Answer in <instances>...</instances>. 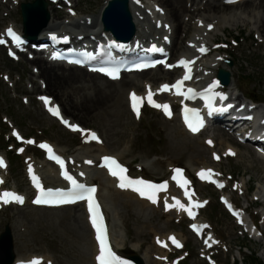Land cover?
Wrapping results in <instances>:
<instances>
[{
    "label": "rangeland",
    "instance_id": "1",
    "mask_svg": "<svg viewBox=\"0 0 264 264\" xmlns=\"http://www.w3.org/2000/svg\"><path fill=\"white\" fill-rule=\"evenodd\" d=\"M31 1L17 0L15 5L13 1L0 0V34L9 25L22 31L19 4ZM75 1L76 12L78 15L81 14L82 19L83 16L92 18L98 15L105 2V0ZM71 2L74 4V0ZM63 9L65 10V7ZM64 10L55 11L64 18L66 12ZM58 20L56 18V21ZM185 35L187 36V33ZM259 37L261 38L259 31L250 30L246 25L236 29L228 27L219 33L214 44L215 49H219L222 56H227L233 61L232 75L236 93L263 102L264 105V40L261 38V42ZM180 38L182 39V36ZM185 40L184 38L183 41ZM175 53L173 52L172 55ZM35 67L27 60L26 55L20 60L10 59L6 48L0 46V152L9 160V167L4 172L8 188H15L30 195L27 176L29 167L38 169L45 178L46 186L52 184L46 182L48 176L44 170L48 169L49 165L44 162L43 153L38 148V143L42 141L54 144L58 150L62 149L72 170L82 163V160L72 161L78 152H84L85 158L93 157L96 165L99 164L100 153L112 155L121 152V161L127 169V174L150 182L165 181L173 174V168L184 167L194 183L198 199L208 200V206L201 211L200 216L209 223L219 241L217 247L209 250L217 263L248 264L247 260L255 258L264 264L263 243L251 240L226 213L218 202L219 191L217 192L211 185L200 184L192 175L193 169L201 165L204 167L211 165L221 172L228 181L225 192L230 194L232 201L238 206L250 205L249 215L264 234V217H261L258 210L261 201L254 195L258 186L264 187V171L254 158L252 150L244 147L245 145L234 144L227 134L224 137L216 131L209 130L197 137L187 136L179 124L174 108V117L171 119L167 116L165 118L161 111L151 107L147 102H143L145 106L140 110L139 115L132 113L129 109V93L132 90L139 93L143 89H135L130 85L122 86V81L107 84V81L99 79L106 87L114 90L113 96H110L104 107L90 105L87 106V111L71 109L62 102L66 93H72L79 103L82 94L86 97L92 96L94 99L97 96V94L93 95L96 89L86 81L82 80L81 84L79 80L75 84L70 82L56 85L57 91L50 88L41 90L37 88L36 82L42 81V76L39 79L32 78ZM172 75V73L163 76L159 74L155 79H149L147 75L123 77L139 78V82L153 81L156 86L162 81L171 80ZM41 94L51 96L62 108L65 116L82 126L84 131H73L50 117L38 100ZM13 127L19 131L27 144L13 139L11 136ZM90 132L96 133L99 143L96 140L85 141ZM213 135L215 141L209 145L212 147L210 148L203 143V140ZM28 141H33L34 145H28ZM229 146L236 148L238 155L222 156L229 154ZM213 152L219 155V161L212 160ZM144 162L151 164L150 170L140 166ZM97 174L100 176L94 179V184L98 185L99 193L112 194L110 205L112 211L105 212L109 222H112L113 217L117 219V229L119 234L121 233L118 241L122 243L117 249L124 255L145 256L147 262L144 261V264H167L173 259H180L179 264L211 262L208 253H203L201 240L196 239L188 231L187 220L180 219L172 211L165 213L159 201V204L154 206L151 203L137 202L132 197L124 198L123 194L111 190L112 186L106 188L107 181L103 180V170H99L95 175ZM236 185L240 186V190H234ZM29 200L30 198L24 206H5L0 209V235L6 232L7 227L12 240L13 259L40 256L46 259L43 264H94L91 249L94 244L82 205L78 207L82 209L77 212L80 217L76 221L71 216L74 211L69 212L65 208L36 209L31 206ZM169 233L183 239L185 244L182 250L170 248L161 251L156 247L157 238ZM164 255L166 256L164 261L158 260Z\"/></svg>",
    "mask_w": 264,
    "mask_h": 264
},
{
    "label": "bare ground",
    "instance_id": "2",
    "mask_svg": "<svg viewBox=\"0 0 264 264\" xmlns=\"http://www.w3.org/2000/svg\"><path fill=\"white\" fill-rule=\"evenodd\" d=\"M47 1L49 2L47 11L50 16V19L47 25L39 32L38 36H41V35L46 36V35L60 34V33L61 34L76 33V35L82 36L81 40H83L85 43H90L93 41V38L96 39V38H101L102 35H108L106 34V32L102 30V26H101L100 13H101L102 8L100 9V12L98 15L92 18H90L89 16H83V19H82L81 14L78 15V13H76L75 7H77L76 6L77 2L74 0V4H73L71 0H69L70 6H68V8L66 9V12L63 18V17H60L56 12L62 6V3L57 0H47ZM51 1L53 4H50ZM129 12L131 14L132 21L135 25V32H134L132 42L137 39H142V42H143L142 47L149 48L151 47L150 44L155 41H159L163 43H167L168 41H170V43H168V53H171L172 51L176 53L174 55H171L173 59L171 60V62H167L166 64L169 63L172 65L177 59H180V58H185L188 61H191V60L194 61V64L192 66H189L193 74L192 80L189 84L195 87L209 88V86L214 83L213 81H214L215 74H216L215 71L219 68H224L231 75L230 84L227 87V89H229L231 92L230 94H228V92L224 94L225 96L228 95L226 99L227 102L235 101L236 99L242 100L245 98L244 95L242 96L237 95L236 98H232L233 92L236 91V86L234 84L233 75H232V69L228 68L224 64V61L226 60V58L222 56V54L219 51L213 52L212 50L214 47V41L216 37L219 35L220 32H223V30L227 29L228 27H231L232 29H236L239 26L246 25L250 30L259 31L261 38L264 40V0H242V1L232 0V2H229V0H145V1L129 0ZM56 18H58L59 20L56 21ZM88 18H90V20H88ZM166 25L168 27H165ZM209 25H211L212 27L210 28ZM186 33L188 37L185 35ZM181 36H182V39L180 38ZM184 38L186 39L185 41H183ZM2 39L3 37L0 36V40ZM146 41H150V42H148L147 44L145 43ZM201 48L207 49L208 53L207 54L201 53V50H200ZM47 56L48 55L44 56L42 52H38L36 53L35 58L29 60L31 63H33V67L34 65L36 66L35 69H33L32 71V76H33L32 78L38 77L35 79H39L41 76L43 78V79L41 78L42 81L36 82L38 84L37 88L41 90L50 88L54 91H57L56 85H59L60 83L64 84V83L71 82L75 84V82L80 80V83H81V81L83 80V81L90 83L92 87L96 89V92L93 95L97 94V96L94 99L92 98V96L86 97L85 94H82L80 95L79 103L76 101L75 96H73L72 93H66V96H64V99L62 102H64L66 107L69 106V108L71 109L74 108L80 111H87L86 110L87 106H90V105L92 106L99 105L103 107L105 106L106 101L113 96L114 90L113 88L109 89L108 87H106V85L102 83V81L100 82L99 79H102L103 81H107V84L108 83L115 84L116 82L122 81V86L130 85V86H133L135 89H143L142 92L138 93V91L133 90L129 94L131 102H132V93H135L138 97L143 98L142 102L140 103V108L142 107L143 102H147L151 106H154L152 103L148 102L147 94H148L149 89H151L153 93L152 99L155 101V103L160 104V105H167L169 107L171 115H168L167 112L162 107L154 106L156 108H159L164 114H166L168 119H171L173 117V114L171 111L173 105L179 102L180 100V98L173 97L172 95H166L167 99L163 102L155 100L156 96L164 95L160 90V87L166 83L164 81L160 82L159 84L155 86L153 81L139 82V78L128 79V78L123 77V76H128V75L130 76L131 75H147L149 79H155L157 75L159 74L160 76H163L164 74L169 75V73H173L174 75L175 73L174 76L172 75V79H171V80H174L182 76L183 72L180 68L172 67L171 71H168L167 69L159 66L154 69L147 70L141 73L124 74L119 79V81H108L107 79L100 77L96 74L88 73L81 68L65 66L63 63H51L49 59L47 58ZM156 71L157 73H155ZM32 78H29V79L31 80ZM219 89L220 87L216 84V87L213 88L212 90L217 92ZM115 90L117 89L115 88ZM44 97L46 96H43L42 98L41 97L40 98H41L42 105L45 107L46 104L43 101ZM221 100L222 98L219 95V101ZM55 102L56 101L52 98L48 106L53 107L55 105ZM87 103L89 104L87 105ZM259 107L261 109H264L263 106H259ZM262 117H264V114L262 115ZM65 118H69V117L65 116ZM73 122L74 120H70L68 122V126L74 125ZM215 131L220 132L219 130L217 131L216 128H213L212 132H215ZM184 133L187 136L193 137L186 132ZM222 134L224 133L222 132ZM234 135L228 136L230 141H232L236 145L238 144L243 145L239 143V138ZM213 138H214V135L212 136V138H209V141H211V143H209L208 141L209 145L213 143L214 141ZM244 147L249 148L247 145H245ZM228 148H229L228 153L231 156L232 155L235 156V154L238 155L237 154L238 151L236 148H233L230 146ZM101 149H100V152H101ZM61 150H59L60 153H63ZM83 154L84 152L83 153L78 152L74 156L75 160L77 161L83 160V159H85L86 161L85 165L84 166L82 165V167H79L77 171L75 172L78 175V177L81 179V181L86 182L88 184H93L94 179H96L97 176H100L98 174L97 175L95 174L99 172V170H101L100 169L101 166L93 167L94 165L93 157L88 156L85 158ZM107 155H111V153L110 154L100 153L99 154L100 160L103 156H107ZM254 155H255L254 158L260 164L262 171H264V160H262L256 153H254ZM115 156L121 160L122 153L118 152L115 154ZM89 161H91V163H89ZM45 163L49 165L48 169L44 170L49 180V181L46 180V182H52L50 187H58L59 186L58 183L61 180H60V177L57 171L54 169L55 167L50 162L46 161ZM140 166H142V168L150 170L151 164L149 165L147 162H144V163H141ZM200 168H205V167L202 166ZM2 171L3 170H1L0 172V179L4 181L5 176L2 173ZM44 171L42 173H44ZM33 172L35 173L37 177H39L42 183L45 182V178L41 177L40 174L37 173L35 169H32V172L30 171L28 172L31 180L33 179L32 178ZM82 173L83 175H81ZM103 173H104L103 180L107 181V184H105L106 188L108 186H112L114 189L111 188V190L115 191L116 193L123 194L124 198L132 197L134 200H137V202H142L143 204L151 203L154 206H157L159 203L158 201H161L165 208H167L168 210L172 212H175L178 216H180V214L182 213V210L184 209H181L178 206H176L177 199L181 201V203L185 204L187 207H191L192 210L197 209V207H195L193 204V202L195 201H192V199H194L192 194H191V199L189 197L184 199V197L176 194L177 190L174 191L171 189L172 181L175 183H179L174 178L172 179L167 178L166 181L158 184V185L165 184L166 182L167 186L166 188L160 190L157 193V200L156 202H153L146 196H141L138 192H136L132 188H126V189L120 188L119 187L120 182H119L118 177H113V176L108 175V173H106L104 169H103ZM198 174L200 173L198 172ZM32 188L34 187L32 186ZM32 188L30 187V189ZM10 192H15L21 195L24 198L23 204L26 202L27 196H25L24 194L18 193L15 189L10 190ZM100 192H102V189ZM97 194H98V198L100 202L102 203L104 212L105 211L107 212V210L109 211L111 209L110 205L112 204L111 199H113L112 194L111 193H99V188H98ZM254 195L257 196L258 199H260L261 201V206H260L261 216L264 217V187L258 186L257 190H255L254 192ZM14 203H19V202H16L14 200ZM7 204H10V203H5L2 200H0V206L7 205ZM167 205H172V207H168ZM79 206L80 204H76L73 206L53 208V209L51 208H39V209L55 210V209L65 208L69 212L74 211V214H71V216L77 221V219H79L80 217V214L78 215L77 212L80 209H82V208L79 209L78 208ZM230 210L239 218L238 220L244 219V226L248 230L249 234L253 237V239L255 241L256 240L261 241V238L259 239L257 238V233L259 232V229L252 226L254 225V223L252 221L249 222L246 215L242 216V214L244 213V210L240 211L234 208H230ZM237 213H239V215H237ZM85 216L87 217L86 212H85ZM117 225H118L117 219L116 217H113L112 222H110V236H111V239L113 241L115 248H119L120 244H122L119 242L120 241L119 237H121L120 235L121 233L119 234ZM79 228L83 229V227L81 226H79ZM166 236L163 238H159V237L157 238V242L158 243L162 242L165 245V247L167 246L166 242L164 241L166 239ZM93 244L91 248L93 251L92 261H94V264H98L97 256L99 255V253L96 248L95 241H93ZM8 254L9 253L7 250L6 239H4L1 236L0 237V264H3L7 261ZM29 257L27 256L26 258L18 257V259H20L19 261L21 262H30L38 258V257H31V256ZM41 258L45 260V258L43 257ZM162 258L163 256H160L158 260H161ZM140 259L142 260L143 263L144 261L147 262L145 256L141 257Z\"/></svg>",
    "mask_w": 264,
    "mask_h": 264
},
{
    "label": "snow or ice",
    "instance_id": "3",
    "mask_svg": "<svg viewBox=\"0 0 264 264\" xmlns=\"http://www.w3.org/2000/svg\"><path fill=\"white\" fill-rule=\"evenodd\" d=\"M229 2H232V0H229ZM211 28L212 26L209 25ZM8 34L13 38V40L17 43H21L20 37L14 32L13 29L9 28ZM66 39V38H65ZM0 43H4L3 40H0ZM119 46V45H117ZM202 52L206 51L207 49L201 48ZM152 51H163L162 48H156L155 46L152 48ZM89 59H94V57L89 56ZM82 62V61H78ZM180 64L184 65L185 67H188L189 61L187 60H181L179 61ZM150 65L148 64H140L136 65V67H148ZM169 67H172V65H169ZM100 71L107 72L109 75L116 76L119 72L118 68L108 69V68H101ZM188 76H185L184 79H188ZM218 82H214L212 85L209 86L208 89H206L203 93H197L194 89H188L187 93L181 92V87L183 84V80L177 81L175 85H163V89H169L170 87L176 88L177 92L180 94L188 95L190 98L195 99L197 95H203L204 99L208 102V107L213 111H225V108L216 109L213 105V97L215 95H220L222 99H227V97L224 94H217L212 92V89L216 87V84ZM148 102L152 103L156 107H162L168 115H171V112L169 110V107L167 105H160L156 104L155 101L152 99L153 93L151 89L148 91ZM46 102H48V98H43ZM143 98L138 97L135 93H132V102H133V108L136 110L137 115H139V109H140V103L142 102ZM228 107H232V105H228ZM54 115L60 116V112L58 107H54L50 109ZM185 121L188 125V127L193 131H199V129L203 126V119L200 116L198 109H191L187 106L185 107ZM64 123L68 124V121L65 120ZM73 128H78V126L75 125H69ZM19 135V134H17ZM93 138L98 139L96 137L95 133L91 134ZM32 143L33 141H29ZM211 143V141H209ZM41 147L47 149L49 156L51 159H54L57 163L60 164L61 168L64 169L63 175L65 178L69 181H71V190L65 191L63 189H45L43 185L40 183L39 177L35 175V173H32L33 182L35 183L36 187L40 191V195L36 198L35 203L37 204H64V203H72L78 200H86L88 204V210L91 213V221L92 224L96 230V238L99 241V255L97 256V260L99 261V264H127L126 261L122 260L119 256L116 255V253L112 250V248L109 245V240L107 236V230L104 225L103 216L100 212V206L95 198V192L96 188L94 186H88L86 184L80 183L77 181L75 177L69 174L67 169L65 168V161L58 155L55 154L52 147L48 144H41ZM22 151V149H21ZM234 154V153H233ZM104 161L106 166L108 167L111 175L119 178V186L121 188H132L136 192H138L141 196H146L153 202H156L157 200V193L166 188L167 184H154L150 181L144 180V179H132L128 175H126L127 169L119 163V161L110 156L104 157ZM91 163V161H89ZM0 166L4 165L3 158H0ZM29 171L32 172L31 167H29ZM177 175L173 178L176 179L178 182L181 183L182 186L188 185L190 182L184 178L181 175L182 170L176 169L175 170ZM83 175V173L81 174ZM211 175V170H202L200 172V176L202 179H209ZM0 183H3L2 180H0ZM219 184V182L217 181ZM219 186L223 187L222 184H219ZM185 194L189 195V198L191 199V195L188 193L187 188H185ZM0 200H2L5 203L11 202L12 200H15L16 202L23 203L24 198L15 193L10 191H5L2 194H0ZM227 203V202H226ZM195 207H199L198 202H193ZM168 207H172V205H167ZM176 206H178L181 209H185L187 206L178 199L176 200ZM231 208V205H229ZM188 214L190 216L194 215V212L192 211L191 207H187ZM239 215V213H237ZM193 228H196L197 231H199V226L193 225ZM174 243L179 245V241L175 239V237H171ZM29 264H41L40 258H36L33 261H30Z\"/></svg>",
    "mask_w": 264,
    "mask_h": 264
},
{
    "label": "water",
    "instance_id": "4",
    "mask_svg": "<svg viewBox=\"0 0 264 264\" xmlns=\"http://www.w3.org/2000/svg\"><path fill=\"white\" fill-rule=\"evenodd\" d=\"M127 0H109L102 12V23L105 30L111 31L119 40H129L134 33V25L132 23L131 15L128 10ZM23 33L26 37L35 36L37 32H32V27L39 30L44 28L49 20L47 12V3L45 0H33L32 2L22 3L20 5ZM126 32L127 34H124ZM218 77L223 84H227L229 74L224 70H219ZM8 236V231L2 236L4 239ZM7 250L10 252V240L6 239ZM10 253V258H11ZM9 258V259H10ZM136 263L141 264L139 258L130 257Z\"/></svg>",
    "mask_w": 264,
    "mask_h": 264
},
{
    "label": "trees",
    "instance_id": "5",
    "mask_svg": "<svg viewBox=\"0 0 264 264\" xmlns=\"http://www.w3.org/2000/svg\"><path fill=\"white\" fill-rule=\"evenodd\" d=\"M255 264H261V263H255Z\"/></svg>",
    "mask_w": 264,
    "mask_h": 264
}]
</instances>
